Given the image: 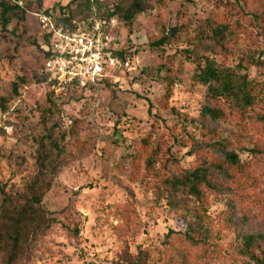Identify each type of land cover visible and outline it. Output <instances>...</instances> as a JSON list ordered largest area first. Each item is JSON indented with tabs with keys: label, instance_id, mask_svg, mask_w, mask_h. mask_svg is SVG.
Wrapping results in <instances>:
<instances>
[{
	"label": "rangeland",
	"instance_id": "1",
	"mask_svg": "<svg viewBox=\"0 0 264 264\" xmlns=\"http://www.w3.org/2000/svg\"><path fill=\"white\" fill-rule=\"evenodd\" d=\"M17 1L27 9L24 22L0 29V97L9 95L16 77L27 79L18 96L0 111V184L7 183L9 193L25 192L33 179L37 142L50 125L40 114L46 93L53 89L50 82L35 80L38 29L32 14L70 0ZM98 1L111 9L122 0ZM144 1L148 11L129 24H118L128 70L81 93L53 90L59 105L56 133L64 134L69 155L40 204L55 223L43 230L30 228L23 253L9 262L2 245L8 243L3 236L9 226L0 221V264H255L243 246L248 235L262 237L257 243L264 250V153L245 152L248 147L264 150V130L254 115L246 131L203 118L204 88L193 81L181 52L191 47L194 60L208 57L233 68L242 53L261 49L264 43L258 46L248 25L241 28L244 36L239 42L224 50L204 42L190 44L189 37L204 19H235L233 11L221 7V0ZM232 1L247 13L264 11V0ZM184 22L183 35L161 47L149 46L164 29L168 32ZM254 77L250 68L249 78ZM69 130L75 136L70 137ZM155 144L169 148L180 169L200 159V152L211 161L220 148L234 151L248 168L224 181L227 190L222 194L208 191L205 219L197 222L187 213L192 200L159 186L162 174L155 171L157 166L152 172L145 170L149 145ZM189 227L204 235L203 256L176 236L164 240L169 231ZM253 251L258 253L256 247Z\"/></svg>",
	"mask_w": 264,
	"mask_h": 264
},
{
	"label": "trees",
	"instance_id": "2",
	"mask_svg": "<svg viewBox=\"0 0 264 264\" xmlns=\"http://www.w3.org/2000/svg\"><path fill=\"white\" fill-rule=\"evenodd\" d=\"M158 2L160 1L158 0ZM220 2L224 10L233 11L235 19H227L224 22L210 18L204 19L195 35L189 37L190 44L204 42L219 50H224L239 42L240 38L244 36V31L241 28L248 25L258 40V46L260 43H264V11L247 13L242 10L238 1L221 0ZM149 9V5L144 0H122L111 9H106L98 0H70L65 6L40 10L44 13L51 10L56 21L67 26L71 21H79L92 15L114 16L118 24H120L119 22L129 24L137 15ZM25 12L27 9L19 5L17 0H0V29L5 30L11 22L23 23ZM180 14L181 12L178 13L179 16H181ZM36 26L39 33V27L37 24ZM186 26L187 23L184 22L175 25L168 32L164 29L162 37L151 42L149 46L161 47L168 44L171 39L183 35L187 30ZM15 28L11 30V33ZM40 41L41 38L37 34L34 46L38 54L39 66L38 75L34 73V76L37 83L47 84L48 78L42 71V62L46 55L39 49ZM120 52V55L124 54L122 50ZM181 52L187 64L191 66L193 81L204 88L207 105L201 108L203 118L212 122H230L237 130L246 131L248 123L252 120L251 116L254 115V122L264 130V44L261 49L256 47L242 53L236 59L233 68L225 67L208 57L194 60L191 47L184 48ZM250 68L255 70V77L252 79L249 78ZM166 78L169 79L170 76L166 74ZM26 83L27 79L24 76L14 79L10 85L9 95L0 97V111L6 109L7 104L18 96L19 89ZM89 88L71 84L65 87L64 91H72L74 94ZM54 98L53 90H48L40 116L50 125L37 142L34 158L36 173L26 185L25 192L9 193L6 191L7 183L0 184V221L9 226L3 236L8 243H2V245L7 247L6 253L9 262L14 261L17 256L23 253L26 242L24 237L28 235L30 228L38 231L48 228L50 223H55V219L45 216L40 205L43 196L50 188L55 172L69 158L65 149L64 134L57 135L56 133L59 105L56 104ZM74 124L70 128L74 127ZM68 133L70 137L75 136V131L69 130ZM197 151L201 150L197 149ZM215 151L213 150V152ZM245 152L253 156L264 153V150L248 147ZM203 158L206 157L200 152V159H195L187 169H180L178 161L172 156L170 149H162L161 145L155 144L154 146L149 145V153L144 160L146 171L152 172L157 166L155 171L161 172L162 178L159 180V186H163L169 192H179L192 200V210L187 213L197 222H203L205 219L208 191L222 194L224 190H227L224 181L232 179L234 173L242 172L246 167L248 168L234 151L226 148H220L211 161ZM225 219L230 222L229 216H226ZM173 236H176L174 239L180 240L184 246L198 249V254L203 256L205 238L199 231L192 227L183 232L169 231L164 236V240L168 241ZM261 239L262 237L253 235H248L243 239L245 254L255 264H264V250H261L257 243ZM255 247L258 249L257 254L253 251Z\"/></svg>",
	"mask_w": 264,
	"mask_h": 264
},
{
	"label": "built area",
	"instance_id": "3",
	"mask_svg": "<svg viewBox=\"0 0 264 264\" xmlns=\"http://www.w3.org/2000/svg\"><path fill=\"white\" fill-rule=\"evenodd\" d=\"M39 27V49L46 57L42 71L54 91L68 85L96 86L130 68L129 58L122 54L118 23L113 16L92 15L62 25L53 12L39 10L32 14Z\"/></svg>",
	"mask_w": 264,
	"mask_h": 264
}]
</instances>
